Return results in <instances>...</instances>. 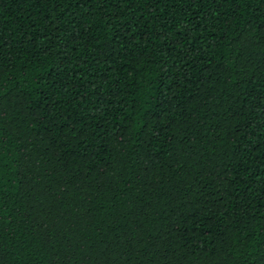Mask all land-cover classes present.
<instances>
[{"label":"trees","instance_id":"obj_1","mask_svg":"<svg viewBox=\"0 0 264 264\" xmlns=\"http://www.w3.org/2000/svg\"><path fill=\"white\" fill-rule=\"evenodd\" d=\"M0 264H264V0H0Z\"/></svg>","mask_w":264,"mask_h":264}]
</instances>
